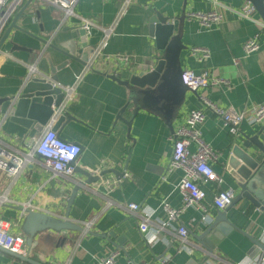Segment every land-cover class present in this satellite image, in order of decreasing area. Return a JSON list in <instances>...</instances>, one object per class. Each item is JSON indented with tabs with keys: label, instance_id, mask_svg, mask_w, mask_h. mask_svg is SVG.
Listing matches in <instances>:
<instances>
[{
	"label": "crops",
	"instance_id": "crops-1",
	"mask_svg": "<svg viewBox=\"0 0 264 264\" xmlns=\"http://www.w3.org/2000/svg\"><path fill=\"white\" fill-rule=\"evenodd\" d=\"M124 2L79 0L75 10L99 25H110L119 15ZM247 2L250 1L221 0L223 5L233 8ZM213 9L223 14L222 22L203 27L198 20L185 19L182 40L187 49L181 54V62L183 71L200 73L206 69L228 81V84L195 92L189 89L174 122V129L190 110L203 107L200 99L203 93L220 105L233 106L246 114L264 101V27L239 19L213 0H131L118 18L112 37L102 48V53L108 57L117 54L129 56V70L142 69L156 51L155 40L149 35L148 28L151 16L160 12L176 18L190 11L207 12ZM254 16L263 22L258 12ZM62 17V11L46 0H27L13 16L27 32L12 29V34L0 50V138L14 152L25 151L27 145L33 142L29 130L12 120L10 109L28 78V65L36 61L39 73L52 75L54 72L57 75L58 85L76 84L73 97L64 101L62 108L55 110V119L64 115L57 132L63 139L81 145L77 165L93 173L98 169L110 172L80 190L75 197L70 218L82 225L83 230L42 232L34 238L30 247L27 245V255L44 264H96L113 254L116 256L114 264H189L191 256L187 250L197 244L194 235L203 234L219 216L220 210L213 203L216 185L203 183L206 191L203 203L211 216L209 222L204 223V211L200 207H189L177 219H169L164 204L171 208H181L184 204L177 188L183 171L180 168L169 170L174 149L173 132L162 117L147 110L139 111L128 125L127 121L133 114V105L129 103L130 91L103 74L114 71V66H104L102 71L91 70L80 80L78 77L83 68L80 62L69 60L63 68H57L68 59L63 53L67 51L66 44L81 42L78 33L81 25L75 17H70L54 33ZM90 35L87 44L94 46L102 33L93 29ZM255 36L260 40L259 49L245 55L244 42ZM42 39L51 40L50 46ZM197 46L209 48L210 58L199 61L192 55V47ZM123 72V76L129 74ZM261 127L244 121L240 127L242 132L234 135L219 117L210 112L200 127L205 140L221 152L215 163L216 170L223 177L220 188H233L235 197L240 190L225 170L226 156L238 139H243V133L252 135ZM260 139L264 142V130ZM112 169L124 172V175L117 176ZM82 179L84 176L78 171L69 178L53 176L38 158L16 176L0 171V219L11 222V232L23 233L21 224L24 214L17 210L19 206L64 217L74 185ZM132 201L153 209V221L168 222L167 229L161 232L160 240L154 244H149L140 231L139 218L126 209L127 203ZM227 217L231 224L219 223L208 235L214 243L208 264H236L254 257L249 255L253 243L247 234L261 236L264 214L248 200L241 199L229 207ZM88 222H91L89 231L103 235L85 233ZM179 225L190 231L185 244H181L177 236ZM193 258L201 260L199 256ZM0 264L31 263L0 249Z\"/></svg>",
	"mask_w": 264,
	"mask_h": 264
},
{
	"label": "built area",
	"instance_id": "built-area-1",
	"mask_svg": "<svg viewBox=\"0 0 264 264\" xmlns=\"http://www.w3.org/2000/svg\"><path fill=\"white\" fill-rule=\"evenodd\" d=\"M27 0H0V39L9 26L13 16L25 4ZM51 5L60 9L63 16L60 23L55 27L54 33L59 31L70 17H75L80 21V25L85 29L86 33L91 34L93 29H97L102 33L98 43L94 45L90 58L83 65L81 74L78 80L84 74L91 70H104L103 67L107 65L114 66L116 69L107 73H118L121 68L129 66L130 57L124 54H117L114 57L105 56L102 53V48L105 42L112 37L118 18L124 12L131 0H125L122 4L121 11L117 18L110 25H99L94 21L79 15L75 7L79 0H46ZM31 2V1H30ZM216 5H221L229 9L239 19H247L264 27V22L256 18L254 15L257 12L255 5L251 2L243 4L239 8H233L221 3V0H213ZM188 20H198L204 27H209L213 24L222 22L223 14L213 9L210 11H190L186 14ZM258 37L248 39L243 44V51L245 55H249L260 47ZM46 43V45L49 44ZM192 55L197 57L199 61H204L211 56V51L207 47H192ZM29 74L39 73L36 61L28 65ZM183 81L192 90L207 89L211 86H220L228 84V81L216 76L209 70H202L196 73L193 70L184 71L182 74ZM65 92L63 100L67 101L73 97L76 89L75 85H59ZM200 99L203 107L199 109H192L184 118L183 122L179 124L173 132L172 140L174 142V149L172 160L170 162L169 170L180 168L183 171V176L177 185L179 192L183 198V205L181 208H171L164 204L165 210L168 213L169 219H177L181 212L189 207H200L204 214L202 219L209 222L210 215L206 212L203 203L206 197V191L203 188V183H214L217 192L214 196L213 203L217 210H224L231 205L235 198L233 188L221 189L223 177L218 173L215 163L218 162L221 152L213 148L203 137L201 125L207 117V113L219 117L225 127L234 135H239L241 125L244 121L256 124L258 126L264 125V101L249 112L238 110L233 106H223L217 102L212 101L207 96L200 94ZM62 108V106H60ZM60 109V108H59ZM55 117L45 125L44 130L37 136L33 137L32 144L27 145L23 152L16 150L15 152L8 149L5 142L0 138V171L7 175L16 176L20 174L25 167L40 159L42 165L52 172L53 176L71 177L75 174L77 159L81 153V145L78 143L67 141L63 139L59 133L53 129ZM100 169L95 170L99 173ZM111 204V203H110ZM29 206V205H28ZM26 207V206H24ZM29 208V207H28ZM126 209L134 216L139 218V229L147 238L149 244H154L159 239L162 231L167 229V223L161 221H153L155 211L147 205L138 202H129ZM91 222L86 223L85 233L89 231ZM177 236L181 244L188 242L189 229L183 225L177 227ZM261 239L264 242V228L261 231ZM0 246L13 252L22 255L28 253L26 244V235L23 233L11 232V222L0 219ZM114 254L97 261L96 264H114ZM236 264H264V251L254 257H248L244 261H239Z\"/></svg>",
	"mask_w": 264,
	"mask_h": 264
},
{
	"label": "water",
	"instance_id": "water-1",
	"mask_svg": "<svg viewBox=\"0 0 264 264\" xmlns=\"http://www.w3.org/2000/svg\"><path fill=\"white\" fill-rule=\"evenodd\" d=\"M248 1L255 5L264 22V0ZM186 14L173 18L156 12L150 17L148 21L149 35L155 40L156 51L153 54L154 56L145 62L142 69L129 70L130 67L128 66L121 68L118 73L102 72L107 77L126 86L128 91H130L129 103L133 105V114L131 119L127 121L128 125H131L139 111L147 110L162 117L170 127L171 132H174V122L181 112L187 91L191 89L184 83L182 77L184 71L181 54L187 49V45L182 40L185 19L187 18ZM17 20V18L13 19L5 29L0 39V50L6 39L12 34V29L26 31L25 28L17 24ZM78 33L81 42L71 41L66 44L67 51H63V53L68 59L63 64L61 63L57 67L58 69L66 66L69 60H76L84 65L90 58L94 46L87 44V41L91 35L86 33L82 27L78 29ZM42 41L45 44L48 43L46 39H42ZM81 43L86 45L81 46ZM50 44L49 42L48 46ZM122 71H126L129 74L123 76L124 72L122 73ZM57 82L58 77L54 72L52 75L44 72L31 75L24 82L19 95L14 98L10 109L11 118L29 130L30 138L37 133H41L45 125L54 116L55 110L62 106L65 92ZM191 91L195 92V90ZM54 117L56 118V114ZM64 119V115L59 116L53 125V129L57 131ZM263 130L264 125L255 134H242L243 139L239 138L226 156L225 170L234 178L240 190L230 206L241 199H246L256 210L264 214V142L260 139ZM75 171L83 175L84 179L74 185L67 201L64 217H57L28 207H17V210L24 214L21 230L27 235L26 244L29 247L33 244L34 238L45 231L58 233L61 231L83 230L82 225L70 218V209L74 200H76L75 197L80 190L98 182L101 176L110 171L93 173L78 165H76ZM111 171L120 177L124 175V172L114 169ZM229 207L225 210H220L219 216L214 223L209 224L210 226L207 227L203 234L194 235L197 244L190 246L187 250V253L191 256L188 261L189 264H208L214 249V243H212L208 235L219 223L226 222L231 224L227 217ZM89 233H95L99 236L103 235L93 231H89ZM247 237L253 243L249 253L250 256H255L259 252L264 251V242L260 236L247 234ZM0 249L21 261L31 264H44L31 259L27 254L13 253L1 246ZM193 256H199L201 260L195 261Z\"/></svg>",
	"mask_w": 264,
	"mask_h": 264
}]
</instances>
